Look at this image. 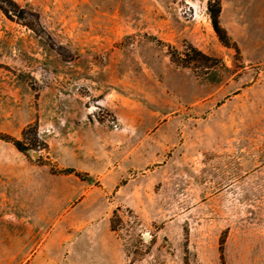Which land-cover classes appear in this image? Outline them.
<instances>
[{"label":"rangeland","instance_id":"rangeland-1","mask_svg":"<svg viewBox=\"0 0 264 264\" xmlns=\"http://www.w3.org/2000/svg\"><path fill=\"white\" fill-rule=\"evenodd\" d=\"M14 1L0 264H264V5L222 0L225 43L210 0Z\"/></svg>","mask_w":264,"mask_h":264},{"label":"trees","instance_id":"trees-1","mask_svg":"<svg viewBox=\"0 0 264 264\" xmlns=\"http://www.w3.org/2000/svg\"><path fill=\"white\" fill-rule=\"evenodd\" d=\"M5 1L9 5L17 6V3L14 0H0V8L8 15L10 16L14 12L12 9L5 7L2 5V2ZM208 11L211 15L212 24L218 33L221 40H223L225 43H229V35L226 31V29L222 26L220 21V16L222 12V0H210L208 4ZM196 52L200 55H204V53L198 49H195ZM174 57V54L172 55ZM182 61H185L184 58L181 59ZM39 124L37 121L34 123L29 124L27 127L23 129L22 132V138H17L11 134L0 132V139L5 140L7 142H11L14 144V146L21 152L26 153L29 149L35 148L38 145L39 142ZM48 145L44 143L43 148H46ZM54 171V170H53ZM58 173L62 174H75L79 178L85 180L90 175L88 172H84L81 170L76 169L75 167H64L61 169H58Z\"/></svg>","mask_w":264,"mask_h":264},{"label":"crops","instance_id":"crops-1","mask_svg":"<svg viewBox=\"0 0 264 264\" xmlns=\"http://www.w3.org/2000/svg\"><path fill=\"white\" fill-rule=\"evenodd\" d=\"M249 2H251L252 4H254V5H264V0H249ZM73 106L72 105H70V111H72L73 110ZM44 113V111H41V113ZM74 114H76V115H80V117H82V116H86L87 117V113H86V111L82 108V106L81 105H77V108H76V110L74 109ZM40 122H42V119L40 118ZM42 126V125H41ZM86 133H87V135L88 136H90L91 137V132H88V131H86ZM64 138L65 139H67L65 136H64ZM85 156L86 158L89 156V154H88V152H87V150H84L83 151V153L81 154V156ZM82 156V157H83ZM74 157H76L77 158V156H74ZM79 166H81L80 164H78ZM78 165H72V164H69V167H75V166H78ZM76 168V167H75ZM89 171H92L93 172V170H89ZM89 171H84V172H88L89 174H90V172ZM69 175H71V174H69ZM59 197V196H58ZM57 196L55 197V199H54V208H55V210H60L61 209V205H62V203H63V197L62 196H60L59 198H58Z\"/></svg>","mask_w":264,"mask_h":264}]
</instances>
